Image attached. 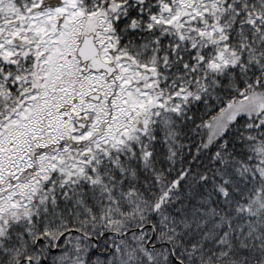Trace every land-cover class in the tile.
<instances>
[{
    "label": "snow or ice",
    "instance_id": "6c2138e0",
    "mask_svg": "<svg viewBox=\"0 0 264 264\" xmlns=\"http://www.w3.org/2000/svg\"><path fill=\"white\" fill-rule=\"evenodd\" d=\"M0 264H264V0H0Z\"/></svg>",
    "mask_w": 264,
    "mask_h": 264
}]
</instances>
